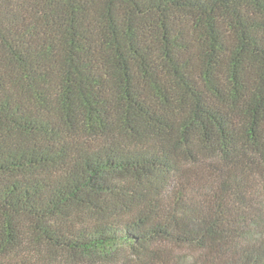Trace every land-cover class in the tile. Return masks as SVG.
Here are the masks:
<instances>
[{
	"label": "trees",
	"instance_id": "1",
	"mask_svg": "<svg viewBox=\"0 0 264 264\" xmlns=\"http://www.w3.org/2000/svg\"><path fill=\"white\" fill-rule=\"evenodd\" d=\"M0 264H264V0H0Z\"/></svg>",
	"mask_w": 264,
	"mask_h": 264
}]
</instances>
